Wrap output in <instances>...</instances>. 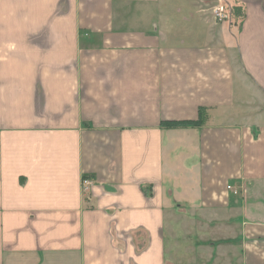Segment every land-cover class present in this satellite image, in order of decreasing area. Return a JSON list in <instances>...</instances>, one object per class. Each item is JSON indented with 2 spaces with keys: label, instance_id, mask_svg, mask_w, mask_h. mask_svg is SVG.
Returning <instances> with one entry per match:
<instances>
[{
  "label": "crops",
  "instance_id": "obj_1",
  "mask_svg": "<svg viewBox=\"0 0 264 264\" xmlns=\"http://www.w3.org/2000/svg\"><path fill=\"white\" fill-rule=\"evenodd\" d=\"M0 264H264V0H0Z\"/></svg>",
  "mask_w": 264,
  "mask_h": 264
},
{
  "label": "built area",
  "instance_id": "obj_2",
  "mask_svg": "<svg viewBox=\"0 0 264 264\" xmlns=\"http://www.w3.org/2000/svg\"><path fill=\"white\" fill-rule=\"evenodd\" d=\"M213 16L218 23L225 22L229 19V13L227 12L226 3L221 1L219 4L212 8ZM94 182L90 179H83L82 181V189L84 193H89L91 188L93 187Z\"/></svg>",
  "mask_w": 264,
  "mask_h": 264
},
{
  "label": "trees",
  "instance_id": "obj_3",
  "mask_svg": "<svg viewBox=\"0 0 264 264\" xmlns=\"http://www.w3.org/2000/svg\"><path fill=\"white\" fill-rule=\"evenodd\" d=\"M204 116V110H200V119L199 121H177V122H167L165 125L170 128L176 127H189V126H198L202 124V117Z\"/></svg>",
  "mask_w": 264,
  "mask_h": 264
}]
</instances>
